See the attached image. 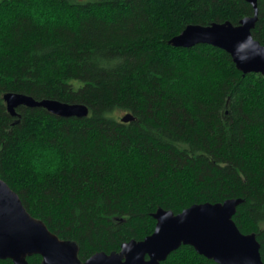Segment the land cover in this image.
<instances>
[{
	"label": "trees",
	"instance_id": "1",
	"mask_svg": "<svg viewBox=\"0 0 264 264\" xmlns=\"http://www.w3.org/2000/svg\"><path fill=\"white\" fill-rule=\"evenodd\" d=\"M251 16L244 0H0V179L81 262L150 236L158 209L240 199L232 220L264 264V74L210 45L168 43L188 25ZM7 93L88 116L11 117ZM160 264L216 263L181 246Z\"/></svg>",
	"mask_w": 264,
	"mask_h": 264
},
{
	"label": "water",
	"instance_id": "2",
	"mask_svg": "<svg viewBox=\"0 0 264 264\" xmlns=\"http://www.w3.org/2000/svg\"><path fill=\"white\" fill-rule=\"evenodd\" d=\"M253 16L239 21L212 23L207 26L188 25L168 43L174 48H191L204 44L230 55L236 69L243 75L264 74V47L251 32L258 18L257 0H244ZM7 113L18 116L19 107L42 108L59 118H85L88 108L55 100L36 101L22 94L3 96ZM124 117L123 121H130ZM240 199L218 204L193 205L174 215L158 209L153 214L156 225L144 240L121 245L119 253H96L81 262L74 243L61 241L43 222L33 218L23 207L18 195L0 179V260L28 264L27 258L38 255L41 264H160L181 246L216 264H263L260 245L255 234H242L232 218Z\"/></svg>",
	"mask_w": 264,
	"mask_h": 264
}]
</instances>
